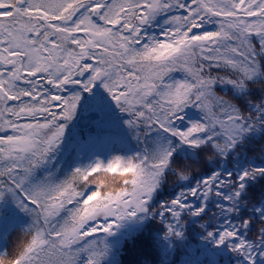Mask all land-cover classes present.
<instances>
[{
	"label": "snow or ice",
	"instance_id": "6c2138e0",
	"mask_svg": "<svg viewBox=\"0 0 264 264\" xmlns=\"http://www.w3.org/2000/svg\"><path fill=\"white\" fill-rule=\"evenodd\" d=\"M0 264H264V0H0Z\"/></svg>",
	"mask_w": 264,
	"mask_h": 264
}]
</instances>
